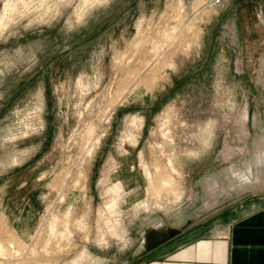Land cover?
<instances>
[{"label": "rangeland", "instance_id": "1", "mask_svg": "<svg viewBox=\"0 0 264 264\" xmlns=\"http://www.w3.org/2000/svg\"><path fill=\"white\" fill-rule=\"evenodd\" d=\"M259 192L264 0H0V264H138Z\"/></svg>", "mask_w": 264, "mask_h": 264}, {"label": "crops", "instance_id": "2", "mask_svg": "<svg viewBox=\"0 0 264 264\" xmlns=\"http://www.w3.org/2000/svg\"><path fill=\"white\" fill-rule=\"evenodd\" d=\"M231 202L189 228L151 229L137 263L264 264V192Z\"/></svg>", "mask_w": 264, "mask_h": 264}, {"label": "flooded vegetation", "instance_id": "3", "mask_svg": "<svg viewBox=\"0 0 264 264\" xmlns=\"http://www.w3.org/2000/svg\"><path fill=\"white\" fill-rule=\"evenodd\" d=\"M254 35V33H252V35H250V36H253ZM256 39V38H255ZM254 38L252 39L251 38V40H255ZM250 41V40H249ZM256 41V40H255ZM250 57H252V58H250V60H248L247 62H248V64H246L244 67H243V71H242V73L243 74H247V73H250V74H256V73H258L259 71L257 70V65H259V61H255L254 62V59L253 58H258V57H262V56H260V52H257L256 54H254V55H251ZM246 58H249V56H247ZM245 68V69H244ZM258 71V72H257Z\"/></svg>", "mask_w": 264, "mask_h": 264}]
</instances>
